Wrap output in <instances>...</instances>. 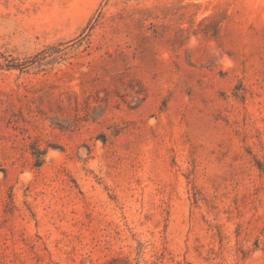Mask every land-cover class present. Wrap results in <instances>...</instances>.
<instances>
[{
	"label": "rangeland",
	"instance_id": "374dc122",
	"mask_svg": "<svg viewBox=\"0 0 264 264\" xmlns=\"http://www.w3.org/2000/svg\"><path fill=\"white\" fill-rule=\"evenodd\" d=\"M0 264H264V0H0Z\"/></svg>",
	"mask_w": 264,
	"mask_h": 264
},
{
	"label": "trees",
	"instance_id": "16d2710c",
	"mask_svg": "<svg viewBox=\"0 0 264 264\" xmlns=\"http://www.w3.org/2000/svg\"><path fill=\"white\" fill-rule=\"evenodd\" d=\"M12 67H13V68H18V65H12ZM40 163H41V161L38 160L37 163H36V166H39Z\"/></svg>",
	"mask_w": 264,
	"mask_h": 264
}]
</instances>
